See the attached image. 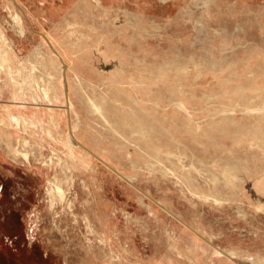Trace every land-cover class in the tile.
Returning <instances> with one entry per match:
<instances>
[{"label":"rangeland","instance_id":"obj_1","mask_svg":"<svg viewBox=\"0 0 264 264\" xmlns=\"http://www.w3.org/2000/svg\"><path fill=\"white\" fill-rule=\"evenodd\" d=\"M50 1L51 0H49V2ZM57 1V3L54 2L55 7L61 11V15H66V7L68 5L65 4H71L75 0H65V3L62 0ZM186 1L184 5H187L191 0ZM236 1L237 0H201L198 2V6H191L190 13L188 10H182V18L175 22L172 21L169 24H165V28L162 30L163 32H157L159 28L152 25L150 21H145L146 18L143 19L145 22L143 27L141 21L136 20H134V22L139 23H134L133 27L125 25L120 27L116 26V20L112 21L113 12L111 13L109 10L106 11L98 5L100 3L109 6V0H98L99 3L89 2L91 5L86 4L87 6L85 7L87 12L93 13L88 14V24L90 26L95 25L99 30L93 33L92 30L87 29L86 31L92 32V37L91 39L83 38L86 43L92 41L90 42L92 44L94 42V46L90 44L91 48L89 47V53L92 55L91 62L97 65V70L95 73H91L88 72L87 67L82 66L83 72H88V76L98 81L107 78L111 75V72H101V66H111L116 53H119L120 56L122 55V60L131 64V68L134 67L133 65H135L137 61L158 65L165 59L166 61L175 59L177 63L175 68L167 67L160 73L161 75L167 73L165 78L168 80L162 76L163 82L161 81L152 87L160 88L161 94L164 95L175 92L182 99L187 100V104L189 106L191 105V108L195 109L199 116L198 119L209 118L208 123H210L208 125L206 124L204 130H209L210 133H214L216 129L223 130V132H220V135H218V138H213L211 136L205 140L199 139V142L198 140L194 141L195 139L191 138L185 131L178 134V138H180L181 142L196 150L195 154H193L194 156L191 155V157L194 159L195 166L203 173L201 178L205 182V184H201L200 186L196 185V187L200 191L204 190L203 192H212L214 186L209 184V181H211L218 183L217 185L222 187L224 185H226V187L228 186L221 191H225V193L231 194L232 196L238 193L237 189L246 190V193L242 192L240 197L235 196L236 198L233 202L229 201V203L226 202L227 204L223 203L220 207L213 204H203L197 199H193L192 205H194L195 208L193 207L194 210L190 211L180 193V190L183 191L182 193L186 192L183 195L188 194L190 198V193L185 186L186 184L184 186L179 185L178 189L180 190H178L176 186H172L173 184L170 178L165 179L160 177L159 182L161 185H158L159 187H153L152 185L154 182L147 179L151 174L145 173L144 175L143 173L144 176L142 175V178L139 177V183L141 182L140 185L147 184V188L152 190V195L149 197V195L135 188L131 189L132 194H129V192L125 190L121 191L116 181L117 176L114 175L112 184L102 183L99 185L101 188L100 194L102 195L101 204L99 206L101 209H96L94 211L97 224L102 222L100 214L103 212L108 219L113 221H111V225L118 230L117 232H122L123 236L127 235L128 238L132 237V231L131 229H129V231L123 229V226H120L121 223L125 225L127 222L130 224L131 228H138L133 238H137L138 242H141L144 237L139 233L141 226L139 227L138 220L142 221L147 215L149 216L147 211H142L141 208L143 205L147 206L146 208L149 210V213L153 214L160 211L161 214H163V220H173L171 217L172 215L166 211H161L162 209H159L153 201L155 200L162 203L165 199V201L173 207L175 203L179 207L178 209L189 218L187 219L190 222H192L190 219L193 218V212H197L198 217L197 220H195L196 224H201L214 234L215 240L212 242L213 245L221 246V248L223 247L225 249H230L231 246H235L240 252L244 250L250 252L252 255H256L257 252V255L260 253V255L264 257V187H261L264 186V117H249L247 114L243 113L244 109L242 107L233 109L239 112L236 114L230 115L224 112L237 103L234 99L238 96V93L235 91L238 84L242 83L247 87H253L251 88L252 90H255V87H264V66L261 67L262 72L259 70V76L262 78L261 82L260 80L254 81L255 78L247 74V72L252 70L251 67L256 64V58L259 56L264 57V0H238L236 7L232 8V3ZM114 5H119V3ZM4 6L5 0H0V19L2 22L6 23V18L10 19V16L9 11ZM29 6H31V4H29ZM126 7L124 10H127V12L124 11L122 14L126 15L127 13V16L133 15L134 18L142 20L141 15L138 14L139 9L136 4H126ZM210 7L212 9L209 11ZM130 10L133 11V14ZM202 15H206L207 18L210 19L208 24L207 22L204 23V18L201 17ZM82 18H84V16H82ZM201 18L203 20H200V24L195 23ZM212 26H216L220 29L218 30L219 33H217L219 35L213 34V31L210 29ZM47 27L49 32L54 30L53 24ZM146 31L150 34H146ZM97 33L101 35L104 34L103 40L101 41L102 43H95L99 35ZM132 33L135 35L133 41L130 38V34ZM29 34L30 33L23 39L14 35L18 42L26 46L24 49L26 51L25 54H20L18 58L15 57L14 63H18L20 58V60H23L22 58L29 52L28 50L31 44L39 43L38 39L34 38L35 36L33 34ZM68 35L69 31L65 29V37H69ZM1 46L2 44H0V51L2 49ZM233 50L241 56L239 67L244 74L239 78L241 80L234 79L231 81L233 83H224L226 74L233 65V57H228ZM226 53H228L227 56L224 55ZM225 57V60H220V58ZM227 60L229 62H227ZM166 61L162 62V64ZM36 62L37 61L34 60V62H32L33 65L38 64ZM194 63H197L195 64L197 66H195ZM98 70L101 73H99ZM0 76L3 77V74H0ZM147 77L148 80L149 78L152 79V76ZM125 82H128V80ZM0 87H4V84ZM16 91L17 90L13 88L10 92H8L7 89L0 90V104L12 105L10 103L12 100L15 101L13 105L17 104L18 106L25 105L24 103H31L30 100L26 98L17 97L15 94L17 93ZM255 92L254 94L251 92L250 96L256 95L255 97L260 98L261 93ZM144 97L148 98L152 97V95L145 93ZM201 99H203V101ZM246 103L248 104L249 100L242 99L241 104L245 106ZM31 104L33 105V103ZM35 105L38 106L37 104ZM111 111L113 112L114 109L111 108ZM38 113L42 115H37V118H35L27 108H17L16 111L12 110V115L14 116L12 122L14 123V127L22 130L26 124L31 128L30 134H32L29 139L31 143L29 142L25 145L22 141L14 151L17 154L19 162H16L10 156L11 154L9 155V153L0 147V187L3 189L0 193V264H79L81 259L86 255V250L89 245L83 235L79 233L77 227L73 226L74 220L69 217L63 219L66 237L65 241H60V238L57 237L59 234L56 235L57 228L53 224V216L44 210L46 203L45 197L47 198L48 195V190L45 189L55 185L58 179L61 182L63 181V189L66 190L69 195H71L70 193L72 192L74 193L71 178L69 177L71 175V170H69L70 158L68 159L69 154L71 153L74 155V153L70 152L69 146H66L65 142L63 143L65 139L63 132H65L67 124L61 122L60 126L56 125V117L50 116L48 113L43 112L42 109H38ZM9 120L11 119L6 113L0 115L1 124L11 125V121ZM42 121L45 123L43 124L44 131L47 132H45V134L50 141L54 142V146L37 143L33 148L36 153L35 155L30 154L29 161L26 158L24 159L22 154L26 152L29 153L32 148V143L35 142L34 139L36 134H40L37 128ZM215 121L219 124L217 125ZM166 124L168 128H177L176 126H172L173 123L170 121H167ZM210 124L214 127L212 125L210 126ZM192 125L195 127L198 126L195 125V123H192ZM224 128H228L226 130L228 131L227 133H225ZM199 131L203 132V129ZM124 150L132 152L134 159H141V155L135 151L133 146H128ZM50 158L52 159V164ZM123 158V162L126 163L128 158L125 154ZM218 168L219 170H217ZM104 169L107 170L106 168ZM196 175L198 174L194 173V176ZM241 175H250L249 178L244 181V184H246L243 185V188L238 186L237 182L232 186L227 185V179L234 176L240 177ZM189 177L190 179L192 178L191 174ZM142 179L143 181H141ZM165 181L167 185H164ZM95 182H97V180H95ZM72 196L73 194L70 197L72 198ZM238 207H242V211H239L237 209ZM38 210H43V212L40 211L42 214H40V226L38 227L39 230L33 232L28 225L30 215ZM114 215L119 216V224L114 218ZM66 229L68 231H66ZM100 230V232L104 234L103 229ZM153 234L152 240L155 242L150 243V245L152 244L155 250L159 244L155 240L158 239L157 235L155 233ZM166 235L169 237L168 241L175 242V251H178L176 253V261L178 264H236L227 257L219 254L214 246L209 245V243L204 242L198 237H194V234L187 227L182 226L181 229L175 228V226L172 227V223L169 222L166 225ZM146 245L148 246V243H146ZM171 249L172 248L167 243L164 245L163 253H168Z\"/></svg>","mask_w":264,"mask_h":264},{"label":"bare ground","instance_id":"obj_2","mask_svg":"<svg viewBox=\"0 0 264 264\" xmlns=\"http://www.w3.org/2000/svg\"><path fill=\"white\" fill-rule=\"evenodd\" d=\"M62 1L65 3V0ZM179 1L184 3L186 0ZM199 1L201 0L189 1L187 5L182 6V10H188L190 13L191 6H198ZM237 1L232 3V8L236 7ZM54 2L57 3L58 1L5 0L4 7L9 11L10 19L6 18V23L2 22L0 19V44H2V49L0 51V74H3V77L0 76V86L2 83L5 84L0 90L7 89L8 92H10L13 88L17 90V93H15L17 97L26 98L30 100L33 105L31 103H24L25 105L22 106H18L17 104L13 105L15 103L14 100L10 101L12 105L0 104V115L6 113L11 119L9 120L11 121V125L0 123V147L9 153V155L11 154L10 156L16 162H19L17 154L14 152L16 147L18 148L22 141L25 145L30 142L29 139L32 135L30 134L31 128L25 124L24 129L19 130L14 127V123L12 122V118L14 117L12 115V110L16 111L17 108H27L35 118H37V115H42L38 113V109H42L43 112L48 113L52 117H56V125L60 126L61 122L67 124L65 132H63L65 138L63 143L65 142V145L69 146L70 152H73L76 156L75 158V156L70 153L68 157V159L70 158L69 170H71V175L69 177L71 178L72 189L74 191V193L72 192L70 194H73V196L71 198V195L63 189V181L61 182L59 179L55 185L45 189L48 190V195L47 198L45 197L46 203L44 210L53 216V224L57 228L56 235L59 234L57 237L60 238V241H65L66 237L63 219L69 217L74 220L73 226L77 227V230L83 235L89 245L86 250V255L81 259L79 264H178L176 261V253L178 251H175V242L168 241L169 237L166 235V225L171 222L172 227L175 226V228L181 229L182 226L187 227L194 234V237H198L204 242L209 243V245L214 246L219 254L227 257L236 264H264V257H262L259 252L258 255L257 252L256 255H252L250 252L244 250L240 252L235 246H231L230 249H225L223 247L221 248V246L213 245L209 240L210 237H213V233L201 224H196L195 220H197L198 217L197 212H193V218L191 217L192 219H190L192 222H190L188 220L189 218L178 209L179 207L174 202L173 207L165 201V199L162 203L155 200L153 201L159 209H162L161 211H166L172 215L171 217L173 220H163V214H161L160 211V213H149V210L146 208L147 206L143 205L141 208L142 211H147L149 216L147 215L146 218L142 216V221L137 219L139 227L141 226L139 233L144 237L141 242H138L137 238H133L138 228H131L130 224L127 222L125 225L121 223L120 226H123V229L127 231L131 229L132 237L129 238L127 235V238L123 236L122 232H117L118 230L111 225L112 220L108 219L103 212H100L102 222L96 223L94 211L96 209H101L99 206L102 197L99 185L102 183L112 184L114 175L117 176L116 181L121 191L125 190L128 191L129 194H132L131 189L135 188L149 195V197L152 195V190L147 188V184H143L145 185L143 186L140 185L141 182L139 183L143 173L144 175L145 173L151 174L147 179L154 182L152 185L153 187H159L158 185H161L159 182L160 177L165 179L170 178L173 184L172 186H176L177 189L179 185L184 186L186 184L185 186L190 193V198L188 194L183 195L186 192L182 193L183 191L180 189L178 190H180L181 197L190 211L194 210L193 207L195 208V206L192 205L193 199H197L203 204H213L220 207L223 203L227 204L229 201L233 202L237 196L240 197L241 193L246 190L237 189L238 193L235 197L225 193V191H221L226 185L222 187L217 185L218 183L216 182L209 181V184L214 186L212 192H203L204 190L200 191L196 187V185L200 186L201 184H205L201 178L203 173L198 170L197 166H195L194 159L191 157V155L195 154L196 150L181 142L180 138H178V134L185 131L191 138L195 139L194 141L198 140L199 142V139L205 140L211 136L213 138H218V135H220V132H223V130L216 129L214 133H210L209 130H204L206 124L208 125L210 123H208L209 118L198 119L199 116L195 109L191 108V105L189 106L187 104V100L182 99L175 92L164 95L161 94L160 88L152 87L162 81V76L165 78L167 73H163V75L160 74L164 69L167 67L175 68L177 66L175 59H170L163 64L160 63V65H151L137 61L135 65H133L134 67L131 68V64L122 60V55L120 56L119 53L115 52L116 56L114 57V63L112 62L111 66L101 64L102 66L100 69L101 72H111V75L101 81L95 80L93 77L87 75L88 72L95 73L97 70V65L91 62L92 55L89 53V47L91 48L90 42L92 41L86 43L83 38L91 39L92 37V32L86 31L87 29L92 30L93 33L99 30L95 25L90 26L88 24V14L93 13H88L85 7L87 6L86 4L91 5L89 2L99 3L98 0H76L71 10L69 12L66 11V15H61V11L55 7ZM29 4H31V6H29ZM98 5L106 11L109 10L111 13L113 12L112 21L116 20V26L120 27L125 25L133 27L134 23H139L134 22V20L141 21L142 27L145 23L143 20H139L133 16L126 17L123 15L122 12L124 9L121 7L110 9L105 4L99 3ZM211 9L210 7L209 11ZM82 16H84V18H82ZM201 17H203L204 20L201 18L195 23H199L200 20H203L204 23L207 22V24L210 22V19H208L206 15H202ZM150 22L152 25L159 28L157 32H163L162 30L165 28L164 25L171 23V20L151 18ZM50 24H53L54 30L49 32L47 26ZM65 29L69 31V37H65ZM210 29L213 31V34L219 35L217 34L219 33L218 30H220L218 27L212 26ZM28 33L33 34L35 36L34 38L38 39L39 43L31 44L28 50L29 52L22 58L23 60H20V58L18 63H14L15 57L18 58L20 54H25L26 52L24 50L26 46L18 42L14 35L23 39ZM146 34L149 35L150 33L147 32ZM130 35L133 41L135 35H133V33ZM103 37L104 34H99L96 41L94 39L95 43H102ZM224 55L227 56L228 53ZM229 56L233 57V65L230 70H228L224 83H230L234 79L241 80L239 78L244 74L239 67V63L241 62L240 54H237L236 51L233 50L228 57ZM225 59L226 57L220 58V60ZM34 60L37 61L36 63L40 66L38 64H36L37 66L33 65L32 62H34ZM79 60L83 62L84 67L88 68V72H78L75 62ZM227 62L229 61L227 60ZM195 64L197 63H194V65ZM262 66H264V57L259 56L256 58V64L251 67L252 70L247 72V74L255 78L254 81L260 80L261 82L262 78L259 76V70H261ZM98 72L101 73L99 70ZM147 76H152V79L149 78L148 80ZM126 80H128V82H125ZM251 88L253 87H247L242 83L238 84L235 90L238 96L234 99L237 103H235L232 108H226L227 110L224 111L225 114L231 115L239 113L233 109L242 107L244 109L243 113L247 114L249 117H264V87H255V90ZM255 91L261 93L260 98L255 97L256 95L250 96V93L253 92L254 94ZM145 93L152 95V97H144ZM242 99L249 100V103L243 106L241 104ZM201 100L203 101V99ZM111 108L114 109L113 112ZM167 121L172 122V126H176L177 128H168L166 124ZM192 123L198 126L195 127ZM215 123H217V125L219 124L217 121H215ZM43 124L45 123L42 121L37 128L40 134H36L34 139L35 142L32 143V148L29 153L26 152L22 154L24 159L26 158L30 161V154L35 155L36 151L33 150V148L37 143L54 146V142L50 141L45 134L46 131H44ZM211 125L212 124H210V126ZM200 129H203V132H200ZM224 129L225 133H227L228 131L226 130L228 128ZM128 146H133L135 151L141 155L142 160L134 159L132 152L124 150ZM124 154L128 158L126 163L123 162ZM50 162L52 164L51 158ZM217 170H219V168ZM194 173L198 175L194 176ZM190 174L192 176L191 179L189 177ZM249 176L250 175H241L240 177L234 176L227 179V185L232 186L237 182L238 186L243 188V185L246 184H244V181L247 180ZM95 180H97V182H95ZM141 181H143V179ZM164 185H167L166 181ZM2 191L3 189L0 187V193ZM237 209L242 211L243 208L238 207ZM40 211L43 212V210H38L30 215L28 225L33 232L39 230L38 227L40 226L39 222L42 215ZM114 218L119 224V216L114 215ZM100 229H103L104 234L100 232ZM66 231L68 230L66 229ZM153 233L157 235L158 239L155 240L159 244H157L158 246L155 250L152 244L150 245V243L155 242L152 240ZM146 243H148V246ZM167 243L172 249L168 253H163L164 245Z\"/></svg>","mask_w":264,"mask_h":264},{"label":"crops","instance_id":"obj_3","mask_svg":"<svg viewBox=\"0 0 264 264\" xmlns=\"http://www.w3.org/2000/svg\"><path fill=\"white\" fill-rule=\"evenodd\" d=\"M109 1H110L109 2L110 5L108 7L110 9L118 8V7H121L122 9H124L126 7V4H130V3L136 4L137 8L139 9V13L138 12L137 13L142 15V20L146 18L145 21H147V20L150 21L151 18H155L158 20L169 19V20H171V22L172 21L175 22L176 20H179L180 18H182L181 17L182 12H183L182 6L184 5V3H181L179 0H109ZM75 2H76V0L71 4L66 3L65 5H68L66 7V11L69 12L71 10V7L73 6V4ZM118 3H119V5H114V4H118ZM123 5H125V6H123ZM124 11L127 12V10H124ZM130 11H128V12H130ZM174 11H176V12H174ZM131 13L133 14V11H131ZM125 16L128 17L127 13ZM130 16H133V15H130ZM82 61H83V59H82ZM164 61H166V59ZM164 61H162V62H164ZM75 63L77 64L78 72L83 71L81 68L83 66V62H81L79 60V61H76ZM159 65H160V63H159ZM2 84H4V83H2ZM4 86H5V84H4ZM209 240L211 241V243L215 240L214 234H213V237L209 238Z\"/></svg>","mask_w":264,"mask_h":264}]
</instances>
